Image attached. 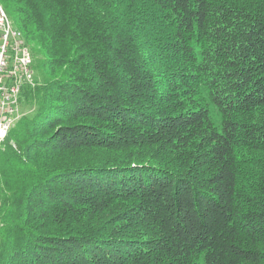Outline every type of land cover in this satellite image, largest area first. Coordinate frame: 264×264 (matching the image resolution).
<instances>
[{"label":"trees","instance_id":"16d2710c","mask_svg":"<svg viewBox=\"0 0 264 264\" xmlns=\"http://www.w3.org/2000/svg\"><path fill=\"white\" fill-rule=\"evenodd\" d=\"M0 7L34 72L0 264H264V0Z\"/></svg>","mask_w":264,"mask_h":264},{"label":"built area","instance_id":"2783aa9c","mask_svg":"<svg viewBox=\"0 0 264 264\" xmlns=\"http://www.w3.org/2000/svg\"><path fill=\"white\" fill-rule=\"evenodd\" d=\"M33 77L31 52H24L9 30V19L0 15V143L21 116V90Z\"/></svg>","mask_w":264,"mask_h":264},{"label":"bare ground","instance_id":"6f19581e","mask_svg":"<svg viewBox=\"0 0 264 264\" xmlns=\"http://www.w3.org/2000/svg\"><path fill=\"white\" fill-rule=\"evenodd\" d=\"M0 15H4V17L8 18L1 7H0ZM9 30L11 31L12 34H14V37L20 40V45L21 47H23L24 52H30L29 48L25 45V42L19 37L17 31L13 28V25L10 22V20H9ZM33 76H34V72H33Z\"/></svg>","mask_w":264,"mask_h":264},{"label":"rangeland","instance_id":"374dc122","mask_svg":"<svg viewBox=\"0 0 264 264\" xmlns=\"http://www.w3.org/2000/svg\"><path fill=\"white\" fill-rule=\"evenodd\" d=\"M14 28V27H13ZM19 35V34H18ZM19 37H20V35H19ZM21 38V37H20ZM22 39V38H21Z\"/></svg>","mask_w":264,"mask_h":264}]
</instances>
